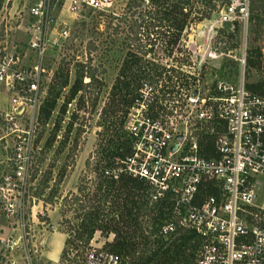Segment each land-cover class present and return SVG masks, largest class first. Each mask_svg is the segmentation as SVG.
<instances>
[{
  "label": "built area",
  "instance_id": "obj_1",
  "mask_svg": "<svg viewBox=\"0 0 264 264\" xmlns=\"http://www.w3.org/2000/svg\"><path fill=\"white\" fill-rule=\"evenodd\" d=\"M251 2L226 0L215 19L208 20V30L212 23L243 30ZM49 3L29 0L26 7L33 65H19L18 54L0 42V90L7 96L0 108V264L14 263L11 253L36 215L28 178L41 98L40 57L57 38L67 36ZM63 4L71 16L113 10V0ZM223 54L211 49L207 57ZM234 60L243 68L244 50ZM203 62L192 63L195 73L179 68V75L169 77L170 85L166 81L155 88L142 82L137 87L122 123L130 151L112 171L113 178L124 173L142 182L149 204L162 209L161 238L192 234L191 257L174 264H264V90L248 89L243 74L233 83L216 80L204 89L199 77ZM207 139L208 155L201 152ZM91 243L81 264H143L138 252L121 254Z\"/></svg>",
  "mask_w": 264,
  "mask_h": 264
},
{
  "label": "rangeland",
  "instance_id": "obj_2",
  "mask_svg": "<svg viewBox=\"0 0 264 264\" xmlns=\"http://www.w3.org/2000/svg\"><path fill=\"white\" fill-rule=\"evenodd\" d=\"M28 2L0 0V42H5L6 51L18 54L21 66L34 64L25 33L30 21L26 14ZM63 2L50 0L49 3L50 14L65 23L67 36L57 38L40 57L43 68L40 103L44 98L54 97L55 105L46 120L37 119L34 158L28 178L35 203L32 212L36 215L30 227L24 228L28 234L11 253L13 264H81L79 259L90 241L111 249L112 233L95 231L87 245L74 237L83 218L78 209L79 200L86 201L90 197L95 180V174L85 170L83 162L98 144L103 145L102 135L108 122L115 120L118 125L125 116L127 106L119 103L120 96L111 97V88L130 53L136 52L133 20L140 23L137 38L142 56L151 63L143 62L141 69L146 76L134 83L133 88L142 82L162 87L167 77L179 75L176 71L181 73L179 68L195 73L192 63L204 61L199 69L204 89L216 80L233 83L243 74L246 87L259 85L264 90V10L252 12L243 30L240 26L231 30L229 25L212 23L213 29L209 31L211 21L208 20L215 19L218 8L226 2L213 0L215 6L210 18L187 22L179 35L177 48L169 45L172 25L168 18L161 16L154 0H113V13L84 10L76 16L65 11ZM134 3L138 6L132 7ZM204 3L206 0L195 3V8L204 9ZM51 37L56 36L52 33ZM211 49L224 54L207 57ZM248 49L255 51L253 65L239 67L234 57ZM136 53L141 55V52ZM76 76L81 77L82 85L89 83L85 89L71 95L70 86ZM6 99L0 90V108ZM111 101L119 103L114 115L100 118L103 109L107 115L112 109ZM62 106L63 112L60 111ZM261 189L264 190V183ZM73 195L79 200H73ZM67 235L72 241L67 249L76 252L77 257L71 259L70 254L60 260L58 247L60 244L63 247ZM74 245L75 250H72Z\"/></svg>",
  "mask_w": 264,
  "mask_h": 264
},
{
  "label": "trees",
  "instance_id": "obj_3",
  "mask_svg": "<svg viewBox=\"0 0 264 264\" xmlns=\"http://www.w3.org/2000/svg\"><path fill=\"white\" fill-rule=\"evenodd\" d=\"M201 1L203 0H154L156 7L161 10V16L168 18L172 25L173 31L169 45L178 48L179 35L187 22L210 18L211 10L215 6L213 0H206L205 8L202 10L198 7L195 8V3ZM134 6L136 7L138 4L134 3L132 7ZM263 10L264 0H252L249 7L250 14L252 12L261 13ZM192 12L195 15H191ZM133 23L132 37L137 44L135 51L141 52V55H135L136 52L130 53L131 55L111 88V97L120 96L119 103L121 102L123 106H128L135 95L138 86L135 89L133 84H137L146 76L144 69H141L143 62L146 65L151 64L142 56L143 50L138 43L137 35L140 23H137L136 20H133ZM254 55V50L245 51V67L253 65ZM176 73L180 74L177 71ZM157 75L160 77L161 73ZM165 80L170 85L169 77ZM150 81L153 82L151 79ZM88 83L82 85L81 77L76 76L70 86L71 95L85 89ZM247 88L256 92L263 90L259 85H248ZM111 103L112 109L108 115L106 109H103L99 115L100 118L114 115L119 103H114V101ZM54 105V97L44 98L38 106L37 119L39 121L46 120ZM60 111H64V106ZM108 123L109 126L102 135L103 145L98 144L95 151L89 153L83 162L85 170L95 174L91 195L86 201L79 200L76 195H73V200L80 201L78 209L83 216L79 227L77 226L75 240L87 245L95 231H99L101 234L112 233L110 250L128 254L138 252L139 259L143 264H174L186 257H191L194 248L192 234H181L170 239H163L157 234V224L161 218L162 209L156 204H149L142 182L124 173H118L116 178H113L112 171L118 168L119 161L129 153L130 148L129 140L122 130V122L117 125L115 120H111ZM203 147L201 152L208 155L211 151L208 139ZM83 189L86 188L83 187ZM71 242L67 235L60 251V260L63 259V256L70 254L71 259L77 257L76 252L73 253L67 249V245ZM72 250H75V245L72 246Z\"/></svg>",
  "mask_w": 264,
  "mask_h": 264
},
{
  "label": "crops",
  "instance_id": "obj_4",
  "mask_svg": "<svg viewBox=\"0 0 264 264\" xmlns=\"http://www.w3.org/2000/svg\"><path fill=\"white\" fill-rule=\"evenodd\" d=\"M61 239H63L62 236H61ZM61 247H62V244H60V246L58 247V251H57V253H59V251L62 249Z\"/></svg>",
  "mask_w": 264,
  "mask_h": 264
},
{
  "label": "water",
  "instance_id": "obj_5",
  "mask_svg": "<svg viewBox=\"0 0 264 264\" xmlns=\"http://www.w3.org/2000/svg\"><path fill=\"white\" fill-rule=\"evenodd\" d=\"M181 137V135H178L176 138H180ZM174 148V145L173 146H171V149H173Z\"/></svg>",
  "mask_w": 264,
  "mask_h": 264
}]
</instances>
